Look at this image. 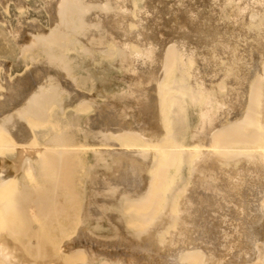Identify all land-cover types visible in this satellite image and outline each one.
I'll return each mask as SVG.
<instances>
[{"label":"bare ground","instance_id":"6f19581e","mask_svg":"<svg viewBox=\"0 0 264 264\" xmlns=\"http://www.w3.org/2000/svg\"><path fill=\"white\" fill-rule=\"evenodd\" d=\"M7 1L8 3L3 4L5 10L6 6L12 2ZM14 1H17L15 2L17 5L25 4L21 0ZM39 5L41 8L44 6L42 10L45 9L47 25L42 26L35 19L26 20L22 17L24 11L21 10V6H17L20 8L17 10L14 8L16 12L19 9L21 11L17 12L18 15H14L17 25L15 30L12 28L14 26L10 27L12 29L3 28L7 29L8 36L11 35L16 39L18 43L16 45H20L17 51L21 47L22 50L19 52L22 53L30 52L33 55V52H36L52 56L53 65H50L54 71L50 68L51 71L63 70L62 72H66L65 75L75 73L74 68L72 69L74 66L72 60L75 57L84 58L82 55L88 56L87 60L83 59L85 68L82 62L84 69L91 66L101 68L106 63L117 71L116 91L112 89L108 94L103 95L104 98L96 96L97 89L89 97L84 95L86 92H81L84 94H81L79 90V93L72 92L74 88L70 91L69 87H63L64 83L60 81V78L63 77V81L64 76L59 77V80L57 76H54L49 82L45 80L43 73L44 76L39 75L37 83H34L37 87L34 92L38 107H33L34 110L31 108L34 112L31 109L28 110L36 114H33L34 117L27 115L26 107L23 110L26 109L27 113L20 107L25 113L20 112L22 116H19V113L15 116V112L10 110L9 104L11 105L15 100L16 105L18 101L23 104L26 101L25 97L23 101L12 95L16 98L14 101L1 103V105L8 104L5 107L3 105V108L6 111V106L9 107L10 109L7 108L6 112L12 113L5 114V111L0 113L5 114L4 117L0 115V144L4 148H18L19 151L15 150V152L25 151V149L26 151L31 149L37 154L39 152L40 157L37 154L33 156L39 157L37 159L39 161L35 162L36 166H39L40 162L41 169L49 163L50 168L54 166V169L48 173L54 175V177L51 176L53 181L49 180L52 185V182L58 183V174L60 171L63 172L61 168L58 169L61 167L60 163L65 164L66 158L67 164L69 163L67 160L74 156L71 155L69 159H67L68 156H64L65 153L74 150L71 146L70 150L68 149L69 141L65 138L67 134H71L68 138L74 136L73 129L76 127L80 128L81 138L83 135L87 137L88 143H86L89 145L79 143L81 147L76 146L77 136H74L75 141H73L76 144L75 147L73 144L70 145L74 148H88L93 157L96 156L95 154L99 155L93 161L102 158V161H105L104 165L108 164L104 168L112 166L111 169L108 168L112 171L110 177L102 173L103 177L99 179L100 175L94 174L99 179L98 182L96 181L98 186L90 188L93 190V192L90 191L93 193L92 197L94 199L99 197L103 201L100 200V203H94V201L89 209L90 204L87 203L89 206L87 210L85 208L84 210L95 224V228L102 229L106 226L113 234L106 237L97 235L93 237L91 234L94 233L87 225L89 221L81 222L76 237L73 239V235L70 236L73 242L67 240L73 246L69 243L63 246L66 247L67 244L70 247L75 246L76 250L79 249L77 250L79 253L82 249L86 252L90 250L93 256L98 254L100 261L102 258V262L104 259L109 260V264H149L146 262L151 259H155L156 264L160 260L163 264H264V0H40ZM0 22L3 23V21ZM48 33L53 34V43L47 41ZM13 37L8 38L12 41ZM65 39L64 46L60 43ZM78 44L79 47L82 45L83 49H78ZM62 45L65 49L60 47ZM79 53L81 57L78 58ZM72 54L77 56L71 58ZM19 55L23 56V54ZM30 60L33 61L29 58L30 63ZM25 61H23L24 64ZM2 66L0 68L3 69ZM35 67L39 68V63ZM44 67L42 65L41 71L45 70ZM69 69H72L74 73L71 70L68 72ZM3 70L5 71L6 67ZM46 71L42 72L46 73ZM51 71H48L49 74ZM33 73L38 74V71ZM8 74L9 72L2 75L5 87H11L12 90L16 85V90L19 85L20 88L16 90L18 93L21 88V90L24 89L21 85L25 81L27 85L28 74L27 79L24 78L26 73L24 76L23 73L19 76L14 75L13 79ZM75 78L74 76L73 79ZM24 79L25 81L22 82ZM69 82L72 86L75 85L72 79ZM77 82L78 80L76 85ZM0 88L4 90L3 87ZM77 88L78 86L76 90ZM9 89L5 92L6 95L12 92L15 94V90ZM3 90L0 89V95ZM27 92L25 91L23 95L28 96ZM10 95L9 97L2 95V99L11 98ZM23 95L19 97L23 98ZM62 97L64 98L61 99ZM31 100L32 103L28 105L34 106V98ZM67 106L69 108L77 106L85 115L80 120V125H72L70 122L69 126L72 127H68V133L67 131L56 132L53 128L55 121H51V117L56 119V115L52 113L56 108L62 116ZM36 107L41 117L37 115ZM77 107L75 109L79 111ZM15 109L17 110V107ZM89 110L91 113L96 111L100 113L99 115L88 114ZM47 113L52 114L50 118L47 116L51 126L45 127L44 125L49 123L45 122L43 126L46 130L40 132L36 130L38 134H33L30 129L35 128L36 123L41 122V125L46 120L43 116ZM24 115H27L28 119L26 117L24 119ZM60 115L57 116L56 122ZM66 118L67 116L64 117ZM26 119L30 121L33 119L34 123L29 122V124L35 125L28 126V121L27 123L23 121ZM37 119L42 121L38 123ZM37 128L40 129L41 126ZM37 136L42 141H37ZM60 136H63L66 141L64 142ZM81 138L80 141H82ZM51 142L53 145H50ZM3 152L8 153L7 150ZM73 152L77 153L76 150L72 151V154ZM61 157L64 160L59 162ZM2 158L0 156L1 192L6 189L8 184H5L8 181L10 184L7 176L11 173L10 170L14 164L12 159L7 161L10 159ZM35 158L31 159L33 164ZM25 160L27 163L30 162V158ZM20 161L22 162L23 159ZM24 161L20 164L21 166L26 162ZM71 163L73 164V161ZM85 164L86 161L83 167L87 166ZM20 165L16 164V169H20ZM41 169L39 173L46 170ZM13 170L14 174L15 172L20 174L17 170ZM25 170L27 172L28 169L25 168ZM14 174L12 172V176ZM43 174L46 173H41L40 178L44 177H42ZM12 176L11 179H13ZM59 186L62 189L61 184L56 188ZM5 191L0 194V202H5L0 204L5 205L3 209H0V215L13 213L17 215L20 207H16L17 204H15L13 208L12 202H6L10 196ZM5 193L9 197L7 200L3 197L6 196ZM40 195L37 201L42 206L45 199L43 201L40 199L45 196ZM54 196L57 197L55 194ZM26 201L23 206L27 207L32 203L37 208V203L30 199ZM13 203H16V200ZM10 204L17 212L11 211ZM124 204L130 205V208L133 206L132 208H135L137 212L135 215L138 217L135 222L145 225L136 229L131 225L134 230L143 229L138 234L134 233V242L118 233L119 227L115 221L118 218L115 219L109 215L112 209L117 208L118 212L119 206ZM126 207L125 212L128 209ZM124 213L122 211V214ZM19 215L15 220H20ZM14 216H11L10 223L14 220ZM129 216L132 218L131 213L127 217ZM3 219L6 220V216ZM5 220L4 223H7ZM1 223L3 224L2 220ZM10 223L5 225V229L14 226ZM44 226L45 224L43 229ZM140 235L151 236L154 248L150 249L152 244L148 243L149 246L145 242L140 246L141 242L136 241ZM128 242H130L128 245L125 244ZM85 250H83L84 255L87 254L84 253ZM0 254L3 255L2 251ZM155 254L158 256L153 257ZM94 258H91L92 262ZM19 260L23 262L20 257ZM151 262L152 260L150 264Z\"/></svg>","mask_w":264,"mask_h":264},{"label":"rangeland","instance_id":"374dc122","mask_svg":"<svg viewBox=\"0 0 264 264\" xmlns=\"http://www.w3.org/2000/svg\"><path fill=\"white\" fill-rule=\"evenodd\" d=\"M1 1V0H0ZM5 1V2H4ZM7 0H2L1 2H0V5H2V6H0V16H2L3 17V19H2V17H0L2 20H0V21H3V23H9L8 25H5V24H3V23H1L0 22V61H2V62H0V67L2 66V65H4L5 63H7V62H9V64L7 63V65H5V66H2L3 67V69H5V67H6V73L7 72H9V76H10V78H12L14 75H17V76H19L20 74H22L23 73V76H24V74H25V76H24V78H26V75L29 77V79H28V83H29V80L31 81L29 84L27 83V85H26V82L27 81H25V79L24 80H22V82L23 81H25L24 82V84L27 86H25L23 83H21V82H19L20 84H23V85H21V86H23V88L25 89V87H26V92H27V94L29 93V95L26 97V96H24L25 95V91H24V89L23 90H21L20 89V91L17 93V89H18V87H19V85H17V91L15 90V86L16 85H14L13 86V88H12V90H11V87H5L6 85L4 84V78H3V76L2 75H4V74H6L5 73V71L2 69V68H0V87H5L6 88V90H5V88H4V90L2 89V88H0L1 90H3L2 91V95L4 96V97H9V95H10V97L11 98H7L8 100L10 99V101H6L7 99H5V101H4V99H2L3 98V96L2 95H0V109H2V110H0L1 112L0 113H3L5 110V108H3V105L4 104H2L1 105V103H11L12 101H14L16 98H14L12 95H14V96H17L18 98L17 99H19V98H21V99H23V101H24V97H25V100L26 101H24V103L23 104H21V101L19 102L18 101V103H17V105H16V100H15V104L14 103H12L11 105L9 104V107L11 106V109L9 108V107H7L6 106V111H8L9 109L10 110H12V112H15L14 114H15V116H17L18 115V113H19V116H22V115H20L21 113L20 112H22V114H25L24 112H26V109H27V112H28V110H30L31 108L33 109V107L35 108V106H37L38 107V103H37V101H35V99H36V96H35V92L34 91H36L37 89V87H36V85L34 86V83H37V77L39 76V75H43L44 76V74H45V80L46 81H52V79H53V77L54 76H57L58 77V80H59V77H62V76H64V79H63V81H65V82H63L62 81V78H60V81L62 82V83H64L63 84V87L64 88H66L65 86H67V88L70 90V91H72V88H74L73 89V91L72 92H77V93H79V91H80V93L81 92H86L85 94L84 93H81V94H84L85 96H91L93 93H94V91L97 89V91H95V93H96V96H98V98H99V96L100 97H102V98H104V96L103 95H106V93L108 94V92H110L112 89H113V91H116L115 90V87H116V85H115V81H116V79H115V74H117V71L116 70H114L113 68H111V67H109V65L108 64H106L105 63V66H103V67H101V68H94V67H86V69H84L85 68V63H84V60H87V58L86 57H88V56H86V55H82V57H84V58H79V57H81L80 56V53L78 54L79 56H78V58L79 59H77L76 57H75V59H73L72 61H74V66H72V69L74 68V72L76 73V75H74L75 73L72 71V69H69L68 70V72H71L72 71V73H74V74H72V75H69L71 78L69 79V76L66 74H64V73H66V72H62V71H56V72H53L54 71V69H52L53 67L51 66V65H53L51 62H52V56H46L47 54H44V53H39V54H37L36 52H33L34 54L32 55V54H30V52H26V53H22V52H19V50L21 51L22 49H21V47L18 49V51H17V48L20 46H18V45H16V44H18V43H16L17 41H16V39L13 37V36H11V35H9L11 38L13 37L14 39L11 41V38H8L9 36H8V34H7V29L6 30H4L6 27H12V26H14V27H12L14 30H15V28H16V24H15V22H16V19H14V15H18L17 14V12L20 10H18L17 12H16V10L18 9V8H20V7H17V6H21V5H17V3H15V2H17V1H14V0H9V2H13L14 1V3H15V5H14V3H9L8 4V6H6V10L4 9V5L3 4H5V3H8V1L6 2ZM22 1V3H24L25 2V4H23V6L25 7V6H27L26 7V9L23 7V6H21V10L22 11H24L23 12V16L22 17H24L26 20H30V19H35V20H37L38 21V23L40 24V25H42V26H45V25H47L48 24V21H47V18H46V15H45V13H44V11H45V9L44 10H42V8H44V6L41 8V6H42V4H41V6L39 5V2H40V0L38 1V0H21ZM24 1V2H23ZM3 2V3H2ZM20 2V1H19ZM2 3V4H1ZM11 4V5H10ZM12 4H13V6H12ZM3 7V8H2ZM2 8V9H1ZM16 10H15V9ZM24 8V9H23ZM3 10V11H2ZM20 10V11H21ZM28 12V14H26L27 12ZM16 12V13H15ZM5 19V20H4ZM5 21V22H4ZM3 24V25H2ZM10 24H11V26H10ZM4 28V29H3ZM8 28V29H9ZM12 28H10V29H12ZM6 32V33H5ZM49 34V33H48ZM50 35V34H49ZM47 35V41H49V43H53V34L52 35ZM8 36V37H7ZM7 37V38H6ZM50 38H52V39H50ZM71 40V39H70ZM70 40H68V41H70ZM13 41H14V43H13ZM64 41H66V39L65 40H61V43L60 44H63L64 45ZM15 46H14V45ZM59 44V45H60ZM60 46L61 48H63V49H65V45L64 46ZM66 45L68 46V43H66ZM17 46V47H16ZM66 46V47H67ZM81 47H79V44L77 45V48L78 49H80L81 50V48L83 49V47H82V45H80ZM16 47V48H15ZM68 48V47H67ZM23 54V56L21 57L19 54ZM36 54V56H34ZM43 55L41 58H40V56L41 55ZM20 56V58L21 59H24V60H21L20 58H16V57H18V56ZM45 55V56H44ZM76 55V54H75ZM74 54H72V56H71V58H73L74 56H75ZM77 56V55H76ZM30 59H32L33 60V58L35 59V60H33V61H31V63L29 62V58ZM47 57V58H46ZM44 58H45V61H43L44 60ZM51 58V59H50ZM71 58H70V60H71ZM28 59V60H27ZM84 59V60H83ZM26 60V61H25ZM51 60V61H50ZM69 60V62H70V66H71V61ZM80 60H82L81 62H80ZM23 61H25L26 63L24 64L23 63ZM43 61V62H42ZM50 61V62H49ZM32 62H34L35 63V65H33L34 63H32ZM45 62L47 63V64H45ZM49 62V63H48ZM82 62H83V64H84V68L82 67ZM86 62V61H85ZM38 63H39V68L38 67H35L36 66V64H37V66H38ZM42 63V64H41ZM44 63V64H43ZM77 63V64H76ZM78 63H79V65H78ZM51 64V65H50ZM66 64V63H65ZM72 64V65H73ZM81 64V65H80ZM9 65V66H8ZM24 65V66H23ZM29 65V66H28ZM33 65V66H32ZM42 65H43V67H44V65H45V67H44V69L45 70H42V71H46V73L45 72H42L41 71V69H43L42 68ZM75 65H76V68H75ZM28 68H27V67ZM41 66V67H40ZM48 66H49V68H48ZM69 66V68H71ZM79 66V67H78ZM25 67V68H24ZM31 67H33V68H31ZM81 67V68H80ZM35 68V69H34ZM53 70V71H51V69ZM79 68V70H76V69H78ZM24 69V70H23ZM32 71H31V70ZM34 69V70H33ZM38 69V70H37ZM48 69H50V70H48ZM82 69V70H81ZM112 69H113V71H112ZM26 70V71H25ZM41 72H40V71ZM71 70V71H70ZM28 71V72H27ZM33 71L35 72H37L38 71V74L37 73H33ZM51 71V74H49V72ZM2 72H3V74H2ZM22 72V73H21ZM60 72H61V74H60ZM67 72V73H68ZM78 72V73H77ZM84 72V73H83ZM104 72H106V73H104ZM40 73V74H39ZM44 73V74H43ZM54 73V74H53ZM81 73V74H80ZM103 73V74H102ZM34 74V75H33ZM50 76H49V75ZM58 74V75H57ZM62 74H64V75H62ZM71 74V73H70ZM77 74H78V76H77ZM30 75V76H29ZM60 75V76H59ZM35 76V77H34ZM68 76V77H67ZM74 76L77 78H75V79H73L74 78ZM15 77V76H14ZM13 77V78H14ZM27 77V78H28ZM30 77H32V78H30ZM52 77V78H51ZM67 77V78H66ZM12 78V79H13ZM26 78V79H27ZM79 78H81V79H79ZM71 79H72V82H74L73 80H75V85H73L72 86V84H70L71 82H69V81H71ZM33 80L35 81V82H33ZM78 80V82H77V85H76V81ZM70 85H68L67 83ZM2 83L4 84V85H2ZM18 84V83H17ZM65 84H67V85H65ZM29 85H32L31 87H28ZM25 86V87H24ZM34 86V87H33ZM74 86H78V88H77V90H76V87H74ZM8 88H10L9 90H11V91H13V90H15L16 92H15V94H13L14 92H12V93H7V95L5 94V92H7V90H8ZM20 88V87H19ZM32 88V89H31ZM27 89H29V90H31V91H29V90H27ZM79 90V91H78ZM10 91V92H11ZM22 91V92H21ZM24 91V92H23ZM32 91L34 92V93H32ZM1 92V91H0ZM9 92V91H8ZM89 92V93H88ZM93 92V93H92ZM103 92V93H102ZM4 93V94H3ZM30 93H31V95H30ZM105 93V94H104ZM1 94V93H0ZM18 94H20L21 96L23 95V98L22 97H19L20 95H18ZM87 94V95H86ZM6 95V96H5ZM2 96V97H1ZM33 96V97H32ZM49 96V95H48ZM47 96V97H48ZM29 97H31V98H29ZM14 98V99H13ZM32 98H34V102H35V105H34V102H33V105L34 106H32V104L31 105H28V104H30V103H32V102H30V101H32L31 99ZM64 97H62L61 99H63ZM11 99H13V100H11ZM3 100V101H2ZM27 102V103H26ZM29 102V103H28ZM26 106H25V105ZM5 105H8V104H5ZM5 105H4V107H5ZM21 105V106H20ZM2 106V107H1ZM14 108H13V107ZM32 106V107H31ZM70 106V105H69ZM72 106V105H71ZM70 106V107H71ZM17 107V110L15 109ZM20 107H22V110H23V108H25L26 107V109H25V111L23 112L21 109H20ZM29 109H28V108ZM36 107V108H37ZM75 106H73V108H69L68 106L64 109V114H65V116H67V120L66 119H64V114L61 116L60 115V113H59V110L58 109H56L55 108V110L53 111V115L55 114L56 115V119H57V116L58 115H60L58 118V120H57V122H56V119H53L51 116H52V114L50 115L49 113H47V115H45V116H43V117H45L46 118V120H44V122H42V124L40 125V121H42L41 119L40 120H38V123L39 124H37L36 123V125L34 126L33 124L32 125H30L29 124V122L31 123L32 122V120L34 119L35 120V118H33L34 117V115L33 114H35V113H33L32 114V112H34L32 109H31V111H29L28 112V114L27 115H30V116H33V117H30V118H33L31 121L30 120H27L28 119V116L27 115H24V119H25V117L27 118L26 119V121L25 120H23L24 122H26L27 123V121H28V126L30 125V126H34L35 128H31L30 129V131L34 134V133H37V131H45L46 129H45V127H50L51 125H50V123L51 122H49L48 121V118H47V116L50 118L51 117V121H55V124H54V126H53V128H54V130H56V132H59V133H62V132H65V131H67V133H68V131H69V128L68 127H72V126H69L70 125V122H71V124L73 125V124H79L80 125V120L83 118V116L85 115L84 114V112H82V111H80L79 109H78V107H77V109L79 110V111H77L75 108H74ZM7 108H8V110H7ZM15 110V111H13V109ZM19 109V110H18ZM36 110H38V108L37 109H35V111ZM5 111V112H6ZM39 111V110H38ZM58 111V112H57ZM103 111H105V110H103ZM9 112H11V111H9ZM9 112H6L5 114H7V113H9ZM11 112V113H12ZM26 112V113H27ZM76 112V113H75ZM89 113L88 114H90L91 113V110H89L88 111ZM36 113H37V111H36ZM99 111H96V112H94V113H91L92 115H95V114H98L99 115ZM5 114H0V115H2V117H4L3 115H5ZM32 114V115H31ZM36 115V114H35ZM37 115H39V113H37ZM50 115V116H49ZM40 116V115H39ZM2 117H1V119H2ZM13 117H14V115H13ZM12 117V118H13ZM38 117V116H37ZM36 117V118H37ZM41 117V116H40ZM53 117H55V116H53ZM72 118V119H71ZM42 119H44V118H42ZM22 120V119H21ZM36 120V121H37ZM79 120V121H78ZM35 121V122H36ZM47 123V122H49L48 124H49V126H47L46 124L43 126V124L44 123ZM78 122V123H77ZM32 123H34V121L32 122ZM53 123V122H52ZM38 125H40L41 126V128L40 129H43V130H40L39 128H37V127H40V126H38ZM68 125V126H67ZM27 126V127H28ZM37 126V127H36ZM78 129V130H77ZM37 130V131H36ZM48 130V129H47ZM53 130V131H54ZM36 131V132H35ZM77 131H78V135H77ZM38 134V133H37ZM80 128H78V127H76V129L74 128L73 129V135L76 137H78V138H74V136H70V138H68V135H71V134H67V136H66V140L67 141H69L68 142V149L70 150V146H71V149H74V150H72V151H77V153L76 152H73V154H72V151L70 152L69 151V153L67 152V154L65 153V157L66 156H68L67 157V159H69V157L71 156V155H74V156H71V158L69 159V160H67V162H69V163H67L68 164V166L69 167H71V168H69L68 166H67V164H66V158H65V164L63 163L62 164V162L61 161H63L64 159H63V157H61L58 161L59 162H61L60 164L58 163L57 165L59 166H61V167H58V169H60V170H63V172H64V170H65V172H64V175L62 174L63 172H61L60 171V175L58 174V179H57V181H58V183L57 184H55L54 182H52L53 183V185L55 184V188H53V185L51 184V181H53V178L51 177V176H53L54 177V175H49L48 173H49V171H51L52 169H54L52 166H51V168H50V163L48 164V166L46 165V166H44V169H46V170H44V169H41L40 167V165L42 164L41 162V164L39 163V166H36L35 165V162L37 161H39V160H37V159H39V157H40V153L38 152V154L36 153V152H34V151H32L31 149H28L27 151H26V149H25V151L24 150H22V151H20V152H15V150H18V148H8V147H5L4 148V146H2L1 144H0V152H1V155L0 156H2L3 158V160H6V159H10V160H7V161H11V159H12V162H14V164L12 165V169L10 170L11 171V173L7 176V178L10 180V184H9V181H8V183H6L5 185H7V187H9V188H7L6 186V189H3V191L4 190H6L5 192L10 196V199H9V197L6 195V193H5V195L7 196H3L4 198H6L5 200H7V199H9L8 201H6V202H8V203H10V202H12L11 204H13L12 206H13V208L16 206L15 204H17V206L16 207H20L19 209H20V211L18 210V214L17 215H19L20 216V218L19 217H17V218H19L20 220H15V218H16V213L14 214V215H16V216H14L13 214H10V215H4V216H2V215H0V253H1V251H2V254L3 255H1L0 254V259H1V262H0V264H18V262L20 261L19 260V257L21 258V260H23L24 258V260H26V261H24L23 260V262H21L20 261V263L19 264H89V262H90V264H99L100 262L101 263H105V261H106V259H104L103 260V262H102V259H101V261H100V258H99V256H98V254L96 253L95 255L96 256H93V254L91 253V252H89L90 250H87V252H86V250L85 249H82V250H80V251H82L81 253H82V255H81V253H79V251L77 252V250H79V249H77L76 250V248H75V246L74 247H72L73 246V244H70V242H68L67 240H69V241H72V239H70V236H72L73 237V239H74V237H76V235H77V232L79 231L78 229L80 228V223L82 222H84V223H87L88 221H89V223H87V225L89 226V228L93 231V233L94 234H91V236L93 235V237L95 236V235H97V236H100V237H103V236H110L111 234H113L109 229H107L106 228V226H104L102 229H98V228H95V224L92 222V220H90L91 218H90V216L89 215H87L85 212V210H87V207L89 206V205H87V203L88 204H90V206L88 207V209L89 208H91V204L94 202V203H100L101 201H103V199L101 200V198H99V197H96L95 199L92 197V192H93V190H91L90 188H95V187H97L98 186V180L101 178V177H103V174H104V176H106L107 175V177L109 176H111L112 174H110V172L112 173V171H110V167H112V166H110V167H108V168H110L109 170H108V168L106 169V168H104V167H106V166H108V164L107 163H105V165H104V160L102 161V158H98L102 163V165L100 164V161L99 160H96V161H93V160H95L96 159V156L97 157H99V155H97V154H95L96 156L95 157H93L92 156V153L90 152V149H88V148H86V149H84V148H74L75 147V143H73V141H75L76 140V143H77V145L76 146H79V143H80V145H89V144H87L88 143V140H87V137L85 136V135H83L82 136V138L80 137ZM65 136V135H64ZM60 137H62V139H63V141H64V138H63V136H60ZM72 137H73V139H72ZM84 137V138H83ZM40 138V137H39ZM39 138H38V136H37V141H42V140H39ZM81 138V140L83 141H80L79 139ZM71 139H72V141H71ZM75 139V140H74ZM65 140V141H66ZM79 140V142H77ZM64 141V142H65ZM63 142V143H64ZM70 142H72V143H70ZM82 142V143H81ZM87 142V143H86ZM53 142H51L50 143V145L52 144ZM55 144V143H54ZM70 144H73V146L72 145H70ZM53 145V144H52ZM65 145V144H64ZM67 145V144H66ZM73 147V148H72ZM79 147H81V146H79ZM3 148V149H2ZM8 148V149H7ZM79 149V150H78ZM84 149V150H83ZM8 151V153H6L5 154V152H3V151ZM13 151V152H11V151ZM19 151V150H18ZM24 151V152H23ZM23 152V153H22ZM82 152V153H81ZM3 153V154H2ZM12 153H14L13 155H11ZM76 155H75V154ZM35 154H37V155H39V157L38 158H35V157H33ZM69 154V155H68ZM4 155V156H3ZM37 155H35V156H37ZM45 155V154H44ZM13 156V157H12ZM19 156H21V157H19ZM27 156H29L28 158H27ZM75 156H76V158H75ZM12 157V158H11ZM4 158H6V159H4ZM29 158H30V162H28L27 163V161L25 162L24 161V159H27V160H29ZM33 158H35L34 160V164H33V160L31 161V159H33ZM23 159V161L25 162L24 164H23V166H21L20 164L21 163H23V161L21 162L20 160H22ZM85 160L86 161V164H87V166H85V167H83V165H84V163H85V161L83 162V160ZM42 160V159H41ZM71 160V161H70ZM78 161V162H74V161ZM82 160V161H81ZM73 161V164L71 163ZM81 161V163L80 164H78V165H76L77 163H79ZM19 162V163H18ZM95 162H99L98 164L97 163H95ZM9 163H11V162H9ZM30 163V164H29ZM45 163V162H44ZM75 163V164H74ZM91 163V164H90ZM16 164H19L20 165V169H21V171H19L20 169L18 168V169H16L17 168V166H15ZM27 164H29V165H31V166H29V165H27ZM37 165H38V163H36ZM82 164V165H81ZM85 164V165H86ZM63 165V166H62ZM90 165H91V167H90ZM95 165H96V167H95ZM98 165V166H97ZM104 165V166H103ZM27 166V167H26ZM39 169V171H37L38 169L36 168V167ZM74 166V167H73ZM89 166V167H88ZM94 166V167H93ZM15 167V168H14ZM19 167V166H18ZM62 167H64V168H62ZM68 167V168H67ZM23 168V169H22ZM25 168L26 169H28L27 170V172H26V170H25ZM43 168V167H42ZM50 168V169H49ZM57 168V167H56ZM66 168V169H65ZM89 168V169H88ZM95 168V169H94ZM13 169H15V170H17L18 171V173H20V174H17V172H15L16 174H14V170ZM35 169H36V171H35ZM40 169L41 170H44V171H42L41 173H46V174H43L42 175V177L43 178H40L41 177V173H39L40 172ZM47 169H48V172H47ZM58 169H56V170H58ZM88 169V170H87ZM92 169V170H91ZM113 169V168H112ZM90 170H91V172H90ZM108 170V171H107ZM35 171V172H34ZM72 172V174H71V172ZM89 171V172H88ZM94 171V172H93ZM12 172H13V176H12ZM21 172H22V174H21ZM25 173V175L27 174V173H31V175H30V173L29 174H27L26 176L24 175V173ZM34 172V173H33ZM38 172V173H37ZM68 172V174H66ZM96 172H97V174H96ZM103 173V174H102ZM96 176H99L100 175V177H96ZM20 175V176H19ZM62 175V176H61ZM66 175V176H65ZM11 176H12V178L13 179H11ZM19 176V177H18ZM31 176V177H30ZM51 177V179L49 178V179H47L48 177ZM56 176V175H55ZM65 176V177H64ZM29 178V179H28ZM34 180H33V179ZM45 178V179H44ZM61 178H62V180H61ZM65 178V180H63ZM26 179H28V180H26ZM41 179V180H40ZM96 179V180H95ZM21 180V181H20ZM46 180V181H45ZM49 180H51V181H48ZM62 182H61V181ZM31 181H33V182H31ZM61 183H60V182ZM97 181V182H96ZM23 182V183H22ZM65 182V183H64ZM43 183V184H42ZM61 184V187H62V189L60 188V186L59 187H57L56 188V186L57 185H60ZM62 183H63V186H62ZM96 183V184H95ZM70 184V186H68ZM36 185V186H35ZM13 186V187H12ZM52 186V187H51ZM4 187V188H5ZM11 187V188H10ZM24 187V188H23ZM27 187V188H26ZM38 187H39V189H38ZM20 188V189H19ZM36 188V189H35ZM64 188V189H63ZM19 189V190H18ZM30 189V190H29ZM32 189H34V190H36V191H34V190H32ZM10 190V191H9ZM19 192H18V191ZM52 190V191H51ZM68 190V191H67ZM2 191V192H3ZM15 191H17V192H15ZM70 191V192H69ZM90 191H92L91 193H90ZM1 191H0V194L2 193ZM36 192V193H35ZM51 192V193H50ZM71 192L73 193V194H71ZM4 194V193H3ZM16 194V195H15ZM40 194H42L43 195V199L41 198L40 200L41 201H43L44 199V203H43V205L41 206L40 204H38V201H39V195ZM50 194H51V196H50ZM54 194L57 196V197H55L54 196ZM89 194V196H87ZM20 197H19V196ZM48 195V196H47ZM65 195H66V197H65ZM76 195V196H75ZM15 196V197H14ZM47 196V197H46ZM53 196V198H51ZM72 196V197H71ZM2 197V198H3ZM25 197H27V198H25ZM40 197H41V195H40ZM65 197V198H64ZM73 197H75V198H73ZM88 197V198H87ZM93 199H92V198ZM19 198V199H18ZM50 198V199H49ZM56 198V199H55ZM25 199H27V201H28V199H30V200H32L33 202H35V203H37V205L38 206H36L37 208H35V205H32V203H31V205H27V207L26 206H23L24 205V203H25ZM49 201H48V200ZM75 199V200H74ZM91 200V202H90V200ZM98 199V200H97ZM16 200V203H13L14 201ZM20 200V201H19ZM38 200V201H37ZM89 200V201H88ZM101 200V201H100ZM0 201H1V199H0ZM10 201V202H9ZM18 201V202H17ZM22 201H24V202H22ZM26 201V202H27ZM37 201V202H36ZM31 201H29V203H30ZM58 202V203H57ZM69 202V203H68ZM90 202V203H89ZM3 204V203H5V202H0V204ZM34 203V204H35ZM42 203V202H41ZM47 203H48V205H47ZM51 203V204H50ZM58 204V205H56V204ZM11 204L9 205L10 206V208H11V211L12 212H14L15 210L14 209H12V207H11ZM20 204V205H19ZM46 204V205H45ZM15 205V206H14ZM0 206H2V205H0ZM5 206V205H4ZM4 206H2V207H0V209H3L4 208ZM9 206H7L8 208H9ZM39 206H40V208H39ZM119 206V205H118ZM128 207V209L130 208L129 206L130 205H120L119 206V211L117 212L116 210H117V208H115V210L114 209H112V213L110 212V216H112V217H115V219H116V217L118 218L117 220H115L116 221V224L118 225V233L120 234V235H122V236H126V237H128L129 238V241H133L134 242V239H133V236H134V233L135 234H138V232L140 231V229H138V230H134L133 228H131L132 226L131 225H133V227H135V229H136V227L137 228H142V227H145V225L143 226V224L141 223V225H140V222H135L136 221V219H138V217L135 215L137 212L134 210L135 208H130L129 210L127 209V207ZM7 207H5V208H7ZM125 207H126V209H127V212H125L126 210H125ZM23 208L26 210V213H25V210L23 211ZM84 208H85V210H84ZM112 208H114V207H112ZM17 209V208H16ZM39 209V210H38ZM54 209V210H53ZM8 210V209H7ZM14 210V211H13ZM41 210V211H40ZM10 211V210H9ZM8 211V212H9ZM60 211V212H59ZM84 211V212H83ZM116 213H115V212ZM122 211H123V213L124 214H122ZM128 211H130V212H128ZM15 212H17V210L15 211ZM37 212H39L40 213V215H39V213L37 214ZM57 212V213H56ZM24 213L26 214V215H24ZM28 213V214H27ZM35 213H36V216H35ZM41 213H42V215H41ZM114 213V214H113ZM128 213V214H127ZM130 213H131V215H132V218H133V216H134V218H135V220H134V218H133V220H132V218H131V216H129V218L127 217L128 215H130ZM134 215H133V214ZM125 214H127V215H125ZM24 215V216H23ZM58 215H59V217H58ZM87 216L86 218L84 217V216ZM122 215H125V216H122ZM153 215V214H152ZM6 216V220L5 219H3V217H5ZM11 216L13 217L14 216V220L13 221H11V223L12 224H14V226L12 225V226H9L7 229H5L6 228V226L7 225H9L8 223H10V218H11ZM32 216V217H31ZM68 216V217H67ZM136 216V217H135ZM38 217V218H37ZM90 219H89V218ZM29 218V219H28ZM12 219V218H11ZM36 219V220H35ZM39 219V220H38ZM66 219V220H65ZM82 219H84L83 221H82ZM1 220L3 221V224L1 223ZM4 220H5V222H7V223H4ZM46 220V221H45ZM16 221V222H15ZM20 221V223H18ZM87 221V222H86ZM130 221V222H129ZM138 221V220H137ZM14 222V223H13ZM23 222V223H22ZM25 222H27V224H25ZM44 222V223H43ZM135 223V224H133V223ZM11 223H10V225H11ZM29 223V224H28ZM50 223V224H49ZM81 223V224H82ZM126 223H129L128 225L126 224ZM139 223V224H138ZM2 224V225H1ZM7 224V225H6ZM17 224V225H16ZM19 224V225H18ZM41 224V225H40ZM43 224H45V226H44V229H43ZM6 225V226H5ZM20 225L22 226V227H20ZM26 225V226H25ZM29 225V226H28ZM36 225H38L39 227L37 228V226ZM103 225H105V224H103ZM128 226V227H130V228H128V227H126V226ZM135 225V226H134ZM137 225V226H136ZM18 226V227H17ZM31 226V227H30ZM141 226V227H140ZM57 227V228H56ZM60 227H62V229H58V228H60ZM76 227V228H75ZM17 228V229H16ZM26 228V229H25ZM28 228V229H27ZM36 228V230H37V234H36V230H34ZM41 228V229H40ZM74 228V229H73ZM9 229H11L10 231H9ZM13 229V230H12ZM31 229V230H30ZM54 229V230H53ZM58 229V230H57ZM64 229H66V230H64ZM69 229V230H68ZM70 229H71V231H70ZM8 230V231H7ZM19 230H20V233H19ZM34 230V231H33ZM62 230V231H61ZM143 230V229H142ZM141 230V231H142ZM7 231V232H6ZM13 231V232H12ZM24 231V232H23ZM29 231V232H28ZM55 231V232H54ZM76 231V232H75ZM140 231V232H141ZM17 232V233H16ZM35 232V233H34ZM61 232V233H60ZM72 233V234H71ZM25 234V235H24ZM33 234V235H32ZM38 235V236H36V235ZM40 234H42L41 235V237H39L40 236ZM30 235V236H29ZM75 235V236H74ZM32 236V237H31ZM36 236V237H35ZM67 236V237H66ZM137 236V235H136ZM149 235H140V236H138V238H136V239H138V240H136V241H139L138 243H140L139 245L140 246H142L143 245V242H145V244L147 243H150V244H152V240H153V238L151 237V236H149ZM33 237H35V238H33ZM143 237V238H142ZM146 237V238H145ZM16 238V239H15ZM40 238V239H39ZM150 238V239H149ZM38 239V240H37ZM43 239V240H42ZM147 239V241H145V240ZM30 241V242H29ZM39 241V242H38ZM36 242V243H35ZM73 242V241H72ZM14 243V244H13ZM65 243H69L70 245H72L71 247L70 246H68L69 244H67V246L65 247V246H63V245H65ZM130 242H128V243H125V244H129ZM30 244V245H29ZM144 244V245H145ZM150 244H148L149 246H150ZM19 245V246H18ZM27 245V246H26ZM13 246V247H12ZM25 246V247H24ZM63 247V248H62ZM151 247H153V244L150 246V249H152ZM28 248V249H27ZM41 248V249H40ZM72 249V250H75V251H71L70 249V251L69 250H67V249ZM74 248V249H73ZM154 248V247H153ZM40 249V250H39ZM58 249V250H57ZM18 250H20V251H18ZM35 250V251H34ZM83 250H85L84 251V253H87L86 255H84L83 254ZM16 251V252H15ZM18 252V253H17ZM74 253V254H72V253ZM76 252V253H75ZM23 253V254H22ZM27 253H29V254H27ZM44 253V254H43ZM89 253H91L90 255H89ZM8 254V255H7ZM27 254V255H26ZM36 254H37V256H36ZM4 255H5V257H4ZM21 255V256H20ZM40 255H42L41 256V258H40ZM81 255V256H80ZM7 256H8V258H7ZM78 256V257H77ZM84 258H83V257ZM85 256H86V258H88V259H86L85 258ZM154 256H158V254L156 255H153V257ZM74 257V258H73ZM82 257V258H81ZM93 257H95L94 258V260H93V262H92V259H93ZM97 257H98V259H97ZM149 257V256H148ZM12 258H14L15 260L13 261V259ZM28 258V259H27ZM29 258H30V260H29ZM37 258V259H36ZM92 258V259H91ZM12 261H11V260ZM74 259V260H73ZM91 259V260H90ZM149 259V258H148ZM7 260V261H6ZM28 260H29V262H28ZM40 260H42V261H40ZM79 260V261H78ZM85 260V261H84ZM99 262H98V261ZM152 260V264H156V260L155 259H151ZM150 260V261H151ZM153 260H154V262H153ZM32 261V262H31ZM37 261V262H36ZM81 261V262H80ZM95 261V262H94ZM149 261V260H148ZM150 261L149 262H146V263H149L150 264ZM5 262V263H4ZM10 262V263H9ZM92 262V263H91ZM108 264H109V260L108 261H106ZM159 262H160V264H163V262H162V260H160V261H158V263L157 264H159ZM162 262V263H161ZM107 263H105V264H107ZM111 263V262H110ZM142 264H145V263H142Z\"/></svg>","mask_w":264,"mask_h":264}]
</instances>
